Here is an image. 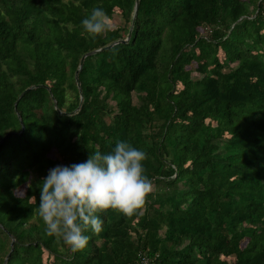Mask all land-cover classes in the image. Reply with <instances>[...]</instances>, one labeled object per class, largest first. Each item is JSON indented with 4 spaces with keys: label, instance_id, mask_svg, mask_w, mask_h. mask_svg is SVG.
Listing matches in <instances>:
<instances>
[{
    "label": "trees",
    "instance_id": "16d2710c",
    "mask_svg": "<svg viewBox=\"0 0 264 264\" xmlns=\"http://www.w3.org/2000/svg\"><path fill=\"white\" fill-rule=\"evenodd\" d=\"M93 7L124 22L82 35ZM117 141L145 152L152 191L131 215L100 212L72 251L45 232L36 185ZM46 251L53 264H264V0H0V264Z\"/></svg>",
    "mask_w": 264,
    "mask_h": 264
},
{
    "label": "clouds",
    "instance_id": "9594fccd",
    "mask_svg": "<svg viewBox=\"0 0 264 264\" xmlns=\"http://www.w3.org/2000/svg\"><path fill=\"white\" fill-rule=\"evenodd\" d=\"M80 24L82 35L92 38L113 28L112 20L101 7H93ZM145 156L144 151L127 141H117L109 152L93 151L81 162L48 169L36 185L38 215L45 232L76 251L87 245L89 230H102L99 213L103 210L133 214L152 191L151 180L145 175ZM31 186L26 177L25 187ZM18 194L22 196L23 191L18 190ZM29 202L37 203L36 197H29Z\"/></svg>",
    "mask_w": 264,
    "mask_h": 264
},
{
    "label": "rangeland",
    "instance_id": "374dc122",
    "mask_svg": "<svg viewBox=\"0 0 264 264\" xmlns=\"http://www.w3.org/2000/svg\"><path fill=\"white\" fill-rule=\"evenodd\" d=\"M118 12H119V10L116 9V12L114 13L113 18H110L112 20V23H113V28L118 27L120 24H122L124 22V19L121 18L118 15ZM197 64H198L197 61H193L190 65L195 68V67H197ZM191 77H192L193 80H197V79H199V78L202 77V74L199 73L196 70H192ZM182 91H183V85L182 84H179L177 92L178 93H182ZM51 154H52V152H51ZM17 194H18V190H17ZM23 195H24V192H23ZM46 255H44V261H43L42 264H53L54 263V257H53V255L49 254V252H47V251H46Z\"/></svg>",
    "mask_w": 264,
    "mask_h": 264
},
{
    "label": "water",
    "instance_id": "95a60500",
    "mask_svg": "<svg viewBox=\"0 0 264 264\" xmlns=\"http://www.w3.org/2000/svg\"><path fill=\"white\" fill-rule=\"evenodd\" d=\"M138 1H139V0H136V6H137V4H138ZM130 34H131V30H130ZM130 34H129V36H130ZM129 36H128V37H129ZM127 40H128V39H125V40H123L122 42H127ZM118 42H119V41H118ZM118 42H116V43H118ZM112 45H113V44H112ZM108 47H109V46H105L104 48H101V49H98V50H93V51H90V52L86 53L85 55H83L82 58H81V61H80L79 69L82 68L83 63H84V60H85V58H86L88 55H91V54H93V53H95V52H98V51L106 50ZM78 72H79V70L76 72V79H77L78 87L80 88V81H79V79H78V77H77ZM34 87H35V86H32V87L28 88L27 90L24 91V93L27 92V91H29L30 89H32V88H34Z\"/></svg>",
    "mask_w": 264,
    "mask_h": 264
},
{
    "label": "built area",
    "instance_id": "2783aa9c",
    "mask_svg": "<svg viewBox=\"0 0 264 264\" xmlns=\"http://www.w3.org/2000/svg\"><path fill=\"white\" fill-rule=\"evenodd\" d=\"M156 258H151L148 254L139 253L137 261L133 264H155Z\"/></svg>",
    "mask_w": 264,
    "mask_h": 264
}]
</instances>
